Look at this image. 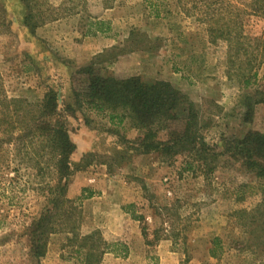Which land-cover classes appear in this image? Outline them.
I'll return each mask as SVG.
<instances>
[{"label": "rangeland", "instance_id": "rangeland-1", "mask_svg": "<svg viewBox=\"0 0 264 264\" xmlns=\"http://www.w3.org/2000/svg\"><path fill=\"white\" fill-rule=\"evenodd\" d=\"M207 2L230 39L210 34ZM241 32L238 51L231 39ZM91 64L104 77L162 81L184 93L197 106L207 153L168 160L130 149L141 134L130 118L111 121L75 97L87 82L77 72ZM50 90L74 111L67 127L82 167L54 219L57 232L33 248L28 229L52 206L32 152L3 145L0 264H85L87 249L70 241L74 226L79 238L99 231L113 245L83 205L92 194L126 202L144 239L135 264H264V177L232 145L264 134V15L254 0H0V97L36 104ZM91 176L94 189L82 187Z\"/></svg>", "mask_w": 264, "mask_h": 264}, {"label": "trees", "instance_id": "trees-1", "mask_svg": "<svg viewBox=\"0 0 264 264\" xmlns=\"http://www.w3.org/2000/svg\"><path fill=\"white\" fill-rule=\"evenodd\" d=\"M210 1V0H208ZM259 12L264 15V0H254ZM207 2L204 21L211 35L230 39L233 35L223 14L212 11ZM101 30V29H100ZM219 33V36L218 34ZM243 33H237L232 42L237 43V50L242 44ZM87 77L85 86L75 91L79 101L84 100L96 111L109 114L111 121L119 119L120 123L130 118L141 132L130 149L141 154L157 152L165 159H174L181 151L196 152L197 157L207 153L209 148L198 133L199 112L197 106L181 91L167 82L152 84L143 82L139 77L118 79L97 74L92 64L77 72ZM249 98L248 113H252L253 104ZM58 92L50 90L41 102L31 104L22 99L0 97V152L4 144L31 151L37 177L44 183L46 197L51 204L45 213L34 220L28 229L32 236L33 248L49 234L57 232L53 225L56 216L63 207L70 203L67 189L70 180L82 167V162H73L77 145L72 141L68 130L69 106L61 109ZM164 134V138L161 136ZM235 156H245L252 162L253 169L264 177V134L250 132L242 140L234 142ZM28 148V149H27ZM92 155V154H91ZM90 155L84 156L88 157ZM37 165V166H36ZM83 199V198H82ZM70 216V214H69ZM77 227L69 231L80 240V248L87 249L85 264H101L105 254L112 253L119 257L128 255V248L122 243L107 244L99 231L79 238ZM44 246V244H43ZM113 247V249H112ZM39 253L41 247L35 248ZM80 250V249H79ZM81 251V250H80ZM41 255V254H39Z\"/></svg>", "mask_w": 264, "mask_h": 264}, {"label": "crops", "instance_id": "crops-1", "mask_svg": "<svg viewBox=\"0 0 264 264\" xmlns=\"http://www.w3.org/2000/svg\"><path fill=\"white\" fill-rule=\"evenodd\" d=\"M96 55V54H94ZM98 179L95 177L89 178L88 183L82 184V187H90L94 189ZM104 186L108 182H102ZM118 202H120L118 200ZM113 197L100 195H91L83 201L86 208H94L93 215L90 214L91 219H102L103 226L102 234L107 239L112 240L113 243H122L128 248V255L125 257L115 256L112 253H107L101 264H135L137 261L142 263V260L135 259V255H139V248L143 244V235L139 229L135 228L134 224L137 222L128 211L125 210L126 202L118 203ZM139 245V246H138Z\"/></svg>", "mask_w": 264, "mask_h": 264}]
</instances>
